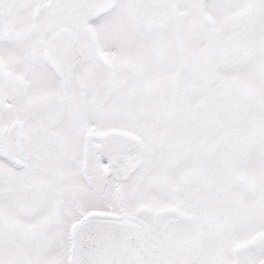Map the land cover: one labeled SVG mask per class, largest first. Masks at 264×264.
<instances>
[{"label": "snow or ice", "instance_id": "obj_1", "mask_svg": "<svg viewBox=\"0 0 264 264\" xmlns=\"http://www.w3.org/2000/svg\"><path fill=\"white\" fill-rule=\"evenodd\" d=\"M0 264H264V0H0Z\"/></svg>", "mask_w": 264, "mask_h": 264}]
</instances>
